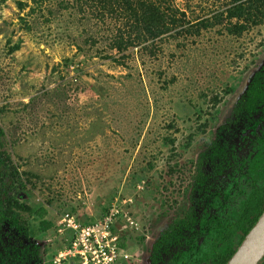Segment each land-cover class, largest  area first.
Returning <instances> with one entry per match:
<instances>
[{"label":"rangeland","instance_id":"1","mask_svg":"<svg viewBox=\"0 0 264 264\" xmlns=\"http://www.w3.org/2000/svg\"><path fill=\"white\" fill-rule=\"evenodd\" d=\"M159 1L183 23L117 52L114 13L75 0H0V126L13 164L27 173L20 201L43 205L53 223L42 231L21 211L28 236L0 223V252L13 264H25L14 252L30 240L50 264L65 245L59 216L87 223L115 199L134 222H119L128 251L149 264L157 239L188 212L191 184L210 171L201 160L264 68V23L240 35L222 23L182 32L232 0Z\"/></svg>","mask_w":264,"mask_h":264},{"label":"flooded vegetation","instance_id":"2","mask_svg":"<svg viewBox=\"0 0 264 264\" xmlns=\"http://www.w3.org/2000/svg\"><path fill=\"white\" fill-rule=\"evenodd\" d=\"M258 77V97L250 94L249 108L241 100L211 142L207 162L201 160L209 173H197L187 195L188 212L157 239L149 264H226L253 226L244 237L243 228L264 211V68ZM30 243L14 252V260L46 264L40 244ZM137 257L132 255L130 264H143ZM6 260L13 264L8 255Z\"/></svg>","mask_w":264,"mask_h":264},{"label":"trees","instance_id":"3","mask_svg":"<svg viewBox=\"0 0 264 264\" xmlns=\"http://www.w3.org/2000/svg\"><path fill=\"white\" fill-rule=\"evenodd\" d=\"M32 1L37 2L36 0ZM75 1L80 9L91 11V7L93 6L95 11L99 12V15L105 11L118 15V20H121V27L119 26L112 36L111 44V47L117 52H122L130 46L141 44L148 40L154 41L183 23L182 19L176 16V9L174 10L170 6H163L159 0ZM39 3L37 2L36 4ZM18 4L20 8L25 5L21 2H18ZM34 10V7H30L31 12ZM221 23L223 24V29L232 35H240L250 27L264 23V0H232L231 4L223 11L216 13L210 18L200 19L192 23L191 27L184 29L182 32H190L189 30L192 29L193 33L199 34L202 29H207ZM16 47H12V49ZM258 79L259 77L255 75L251 85L248 86L245 92V96L242 98V100H245L248 108L250 107V94L253 98L258 97L256 88H254L255 84L259 82ZM217 101L218 97L215 95L213 97V104ZM212 114L210 113V119L214 120L215 112ZM206 124L207 122H204L203 126ZM4 136L5 132L0 126V223H3L8 231L26 236L25 227L20 225L21 223H25L22 220L20 212L26 211L39 219V229L45 231L53 226L51 221L45 219L47 213L45 207L40 205L33 208L20 201V198H23L27 193V180L23 179V175L27 173L25 171L20 172L18 167L13 164L11 156L6 149ZM257 217L258 214L250 220L248 226L243 228V237L254 225ZM241 237L238 244L241 243ZM12 248L14 249V247ZM235 250L230 251V253L233 254ZM21 252L23 253V250ZM6 259L7 255L1 256L0 254V264H7ZM49 263L51 264V262Z\"/></svg>","mask_w":264,"mask_h":264},{"label":"built area","instance_id":"4","mask_svg":"<svg viewBox=\"0 0 264 264\" xmlns=\"http://www.w3.org/2000/svg\"><path fill=\"white\" fill-rule=\"evenodd\" d=\"M125 204L122 199H115L99 218L87 223L72 213L61 214L56 230L65 235V245L49 257V262L63 264L74 260L77 264H130L132 254L119 226L122 222L133 228V219L123 211Z\"/></svg>","mask_w":264,"mask_h":264},{"label":"water","instance_id":"5","mask_svg":"<svg viewBox=\"0 0 264 264\" xmlns=\"http://www.w3.org/2000/svg\"><path fill=\"white\" fill-rule=\"evenodd\" d=\"M264 257V211L226 264H259Z\"/></svg>","mask_w":264,"mask_h":264}]
</instances>
